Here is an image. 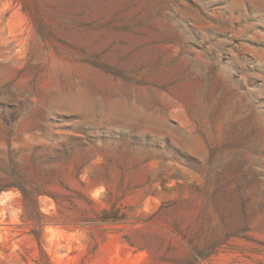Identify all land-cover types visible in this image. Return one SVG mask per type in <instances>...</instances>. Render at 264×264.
<instances>
[{
	"label": "rangeland",
	"instance_id": "1",
	"mask_svg": "<svg viewBox=\"0 0 264 264\" xmlns=\"http://www.w3.org/2000/svg\"><path fill=\"white\" fill-rule=\"evenodd\" d=\"M0 264H264V0H0Z\"/></svg>",
	"mask_w": 264,
	"mask_h": 264
},
{
	"label": "trees",
	"instance_id": "2",
	"mask_svg": "<svg viewBox=\"0 0 264 264\" xmlns=\"http://www.w3.org/2000/svg\"><path fill=\"white\" fill-rule=\"evenodd\" d=\"M201 255V254H200ZM208 257V255H203L202 256V259H205V258H207Z\"/></svg>",
	"mask_w": 264,
	"mask_h": 264
}]
</instances>
